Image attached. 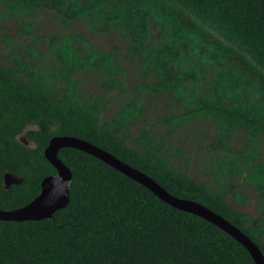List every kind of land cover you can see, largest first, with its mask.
Here are the masks:
<instances>
[{
  "label": "trees",
  "instance_id": "16d2710c",
  "mask_svg": "<svg viewBox=\"0 0 264 264\" xmlns=\"http://www.w3.org/2000/svg\"><path fill=\"white\" fill-rule=\"evenodd\" d=\"M1 17L34 37L33 17L53 11L65 27L47 40L9 45L0 61V209L30 203L58 171L44 151L51 138L76 136L196 201L245 232L264 253V0H0ZM75 25L80 30L72 31ZM115 34L105 50L96 36ZM6 42L9 39H5ZM125 61L137 84L110 117V91L126 92ZM105 89L88 96L80 74ZM168 96L164 125L213 126V179L175 164L152 129L133 134L146 97ZM21 134L33 143L26 144ZM240 141V145L235 143ZM72 170L69 204L50 218L0 220V264H256L230 234L166 203L139 182L80 149L64 147ZM216 167V168H215ZM22 180L6 189L5 174ZM254 192L257 214L242 211ZM232 199L230 201L229 199Z\"/></svg>",
  "mask_w": 264,
  "mask_h": 264
},
{
  "label": "rangeland",
  "instance_id": "374dc122",
  "mask_svg": "<svg viewBox=\"0 0 264 264\" xmlns=\"http://www.w3.org/2000/svg\"><path fill=\"white\" fill-rule=\"evenodd\" d=\"M33 20L36 29L34 37L43 38L42 48L45 49L44 57L38 62L46 63L48 60L46 58L48 57L46 39H49L51 35L62 33L65 27L54 12L49 10L39 12L33 17ZM80 27V25H75L72 31L80 30ZM34 37H27L20 32L19 21L10 18L3 19L0 6V61L4 63L9 61V45L21 48L28 43H32ZM95 38L98 45L105 50L111 49L113 42L117 39L115 34L100 35ZM5 39H9V41L6 42ZM125 67L128 68V73L123 76V87L126 88V92L114 90L107 93L109 102L104 112L106 117H110L122 106L137 84L146 82L139 66L125 61ZM78 78L82 80V88L88 96L100 95L105 91L101 86V78L95 73L90 75L80 74ZM174 114H176V106L168 96L155 99L146 97L144 115L138 124L132 126L131 132L137 135L142 129H152L167 152L177 153L181 151L180 157L174 158L178 168L193 177L210 181V179H213L212 167L215 162L210 151V144L214 136L213 126L207 122L193 121L188 122L185 126H173L171 134L163 123ZM19 138L21 141L33 145L25 137V134H21ZM240 143L238 140L235 145L239 146ZM244 194L249 198V202L245 206L239 205L238 207L244 212L256 215L257 209L253 190L246 188ZM229 200L232 201L231 198Z\"/></svg>",
  "mask_w": 264,
  "mask_h": 264
},
{
  "label": "water",
  "instance_id": "95a60500",
  "mask_svg": "<svg viewBox=\"0 0 264 264\" xmlns=\"http://www.w3.org/2000/svg\"><path fill=\"white\" fill-rule=\"evenodd\" d=\"M64 147L77 148L99 158L124 175L144 185L171 206L198 215L215 224L247 248L256 264H264V253L259 245L222 215L201 203L173 195L151 176L124 162L109 151L76 136L60 135L51 138L48 146L45 148L44 154L57 169V175L47 176L42 181L39 195L27 205L12 210L0 209V220L25 221L50 218L55 212L69 204L70 182L73 174L71 168L59 157V151ZM21 182L22 180L8 173L5 174L4 184L6 189L10 188L13 184H19Z\"/></svg>",
  "mask_w": 264,
  "mask_h": 264
}]
</instances>
